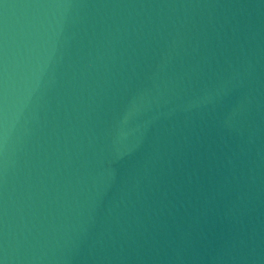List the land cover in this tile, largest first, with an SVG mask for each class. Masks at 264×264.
<instances>
[{"label":"water","instance_id":"obj_1","mask_svg":"<svg viewBox=\"0 0 264 264\" xmlns=\"http://www.w3.org/2000/svg\"><path fill=\"white\" fill-rule=\"evenodd\" d=\"M3 264H264V0H0Z\"/></svg>","mask_w":264,"mask_h":264},{"label":"snow or ice","instance_id":"obj_2","mask_svg":"<svg viewBox=\"0 0 264 264\" xmlns=\"http://www.w3.org/2000/svg\"><path fill=\"white\" fill-rule=\"evenodd\" d=\"M0 264H3V261H0Z\"/></svg>","mask_w":264,"mask_h":264}]
</instances>
